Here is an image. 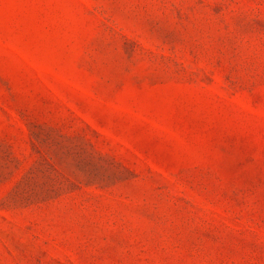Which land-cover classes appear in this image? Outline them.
Instances as JSON below:
<instances>
[{
	"label": "rangeland",
	"instance_id": "obj_1",
	"mask_svg": "<svg viewBox=\"0 0 264 264\" xmlns=\"http://www.w3.org/2000/svg\"><path fill=\"white\" fill-rule=\"evenodd\" d=\"M0 264H264V0H0Z\"/></svg>",
	"mask_w": 264,
	"mask_h": 264
}]
</instances>
